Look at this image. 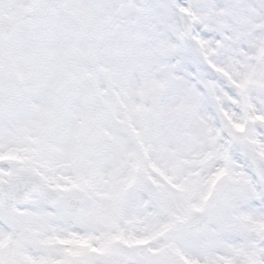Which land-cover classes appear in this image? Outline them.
<instances>
[{
  "label": "rangeland",
  "instance_id": "obj_1",
  "mask_svg": "<svg viewBox=\"0 0 264 264\" xmlns=\"http://www.w3.org/2000/svg\"><path fill=\"white\" fill-rule=\"evenodd\" d=\"M102 3L0 0L12 26L0 40V184L25 173L60 198H31L9 216L0 203V264L256 263L228 243L264 224L231 214L217 126L247 139L235 131L243 115L226 94L202 107L163 69L110 55L98 35L106 13L92 6ZM69 199L83 203L80 216L66 212ZM197 211L212 220L194 254L181 227Z\"/></svg>",
  "mask_w": 264,
  "mask_h": 264
},
{
  "label": "snow or ice",
  "instance_id": "obj_2",
  "mask_svg": "<svg viewBox=\"0 0 264 264\" xmlns=\"http://www.w3.org/2000/svg\"><path fill=\"white\" fill-rule=\"evenodd\" d=\"M92 6L106 13L98 35L110 55L163 69L191 88L202 107L213 96L230 98L248 138L233 142L221 134L229 161L225 195L232 215L264 224V0H104ZM201 239L195 233L186 237L194 254ZM228 243L242 244L256 264H264V230Z\"/></svg>",
  "mask_w": 264,
  "mask_h": 264
},
{
  "label": "water",
  "instance_id": "obj_3",
  "mask_svg": "<svg viewBox=\"0 0 264 264\" xmlns=\"http://www.w3.org/2000/svg\"><path fill=\"white\" fill-rule=\"evenodd\" d=\"M10 35V26L0 22V37L3 40H7ZM0 193L6 213H10L15 207H19L24 204L26 199L30 196L42 198L50 206H54L58 202V197H56V195L45 191L36 179L26 175H20V177L16 178L11 184L1 186ZM81 207L82 204L74 200H70L67 204V210L74 215H78L80 213ZM201 220H197V218H195L189 225L186 226V230L191 231L192 226L194 227V230L191 232H200L206 224V218H201Z\"/></svg>",
  "mask_w": 264,
  "mask_h": 264
},
{
  "label": "bare ground",
  "instance_id": "obj_4",
  "mask_svg": "<svg viewBox=\"0 0 264 264\" xmlns=\"http://www.w3.org/2000/svg\"><path fill=\"white\" fill-rule=\"evenodd\" d=\"M217 185H218V184H217ZM217 185H216V186H217Z\"/></svg>",
  "mask_w": 264,
  "mask_h": 264
}]
</instances>
